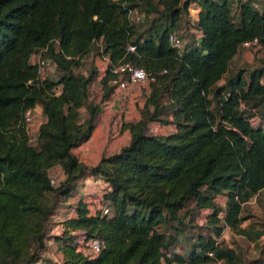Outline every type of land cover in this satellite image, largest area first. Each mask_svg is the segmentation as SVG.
Segmentation results:
<instances>
[{"label":"trees","instance_id":"obj_1","mask_svg":"<svg viewBox=\"0 0 264 264\" xmlns=\"http://www.w3.org/2000/svg\"><path fill=\"white\" fill-rule=\"evenodd\" d=\"M121 3L0 0V264L42 259L38 250L56 209L45 198H68L86 172L106 182L101 203L111 214L91 211L80 196L73 214L59 220L52 237L60 257L48 264H238L233 248L215 242L222 229L216 211L209 218L210 236H198L184 253L171 246L185 225L180 210L188 200L213 207L212 198L223 194V219L233 226L240 202L264 188V54L257 65L226 75L243 40L256 37L264 49V6L239 1L234 21L228 0H124L145 16L157 12L153 20L163 24L136 32ZM192 3L198 36L178 54L167 35ZM128 43L134 50L125 49ZM93 46L108 56L107 65L130 61L152 79L138 118L121 120L127 143L87 166L72 149L91 135L112 93L110 81L118 76L107 65L102 72L92 65L85 73L77 70ZM37 52L53 60L57 76L40 77L32 60ZM97 76L101 91L94 103L88 85ZM36 104L44 119L32 144L25 111ZM81 107L87 113L82 119ZM165 113L168 119L161 117ZM151 122L172 123L173 130L147 132ZM55 165L64 177L54 185L49 168ZM91 237L101 241L94 257L78 249Z\"/></svg>","mask_w":264,"mask_h":264},{"label":"rangeland","instance_id":"obj_2","mask_svg":"<svg viewBox=\"0 0 264 264\" xmlns=\"http://www.w3.org/2000/svg\"><path fill=\"white\" fill-rule=\"evenodd\" d=\"M243 0H228L231 18L236 21L239 12L238 2ZM252 1V0H250ZM257 8L264 6V0H254ZM191 5L189 8H193ZM140 19L133 23L137 31H144L149 24H155L156 28H160L163 24H158L159 20H153V17L158 16L157 12L146 14L143 9L140 10ZM161 22V21H159ZM191 29V31H189ZM175 34L183 38L184 43H190L197 38L198 31L195 29L194 22L190 10L182 13L176 20L175 25L171 29ZM90 54L83 56L82 64L77 68L78 71L85 73L92 65L99 72H102L104 62L102 56L97 51V46L92 47ZM264 54L263 48H247L239 49L237 54L230 60L226 75H230L239 67L254 66L259 63L260 57ZM39 58L45 59V63L39 67L40 77H55L59 74V69L55 66L53 60L37 52L32 56V60L36 61ZM99 76V75H98ZM98 76L95 77L88 85V100L97 102L100 97V83ZM223 84V78L217 82ZM114 96H109L102 104L100 113L95 116L94 124L97 127L96 131L92 132V136L86 144H82L74 149L77 158L85 161H93L94 155L109 154L118 149L120 145L125 143V133L120 132L121 120H136L138 118V108L142 105L144 96L147 92V82L128 84L124 89H115ZM165 98L162 99V101ZM252 105V102H249ZM256 110V106L254 107ZM80 119L84 118L87 113L83 107L79 109ZM29 119L27 120V132L30 136V142L33 144L37 127L44 119L39 104H36L29 110ZM162 118L168 119V115L162 114ZM122 118V119H121ZM172 124V123H171ZM172 125L170 123L161 124L159 122H151L147 132L155 134H164L170 131ZM89 154V155H88ZM101 184L97 183L96 178L86 174L76 190L72 192L69 198L62 200L60 196L48 194L46 202L49 204L56 203L58 205L65 204L68 207H73L79 196H82L85 201L89 202L94 199V195L101 190ZM68 200V201H67ZM213 207H196L192 199L188 200L185 206L180 210L185 213L182 230L177 234V239L171 246V250L179 253H184L189 245L196 242L198 236H210L212 233L208 228L209 218L213 211H216L218 224L222 225L220 234L215 236V242L218 245L228 246L233 248L238 257V264H264V188L251 194L245 201L240 202L237 222L230 226L224 222V215L227 208L226 197L223 194H216L212 198ZM106 205V204H105ZM107 206V205H106ZM108 207V206H107ZM109 208V207H108ZM110 209V208H109ZM111 210V209H110ZM55 213V212H54ZM59 217L56 214L50 216L51 223L47 226L44 237H42V247L39 251V256L42 259L36 261L35 264H48L47 259L58 260V251L53 234H58L60 230ZM168 232V231H167ZM173 234L172 231H170ZM33 247V244L32 246ZM196 248V247H194ZM198 248H196L197 250ZM171 264H181L172 262ZM183 264V263H182ZM205 264H226L222 259L207 262Z\"/></svg>","mask_w":264,"mask_h":264},{"label":"built area","instance_id":"obj_3","mask_svg":"<svg viewBox=\"0 0 264 264\" xmlns=\"http://www.w3.org/2000/svg\"><path fill=\"white\" fill-rule=\"evenodd\" d=\"M121 4L123 7H125V16L128 24H133L140 19L141 11L137 7L126 6L124 4V0H122ZM190 12L192 15V21L194 22V14H193L194 12L193 10ZM167 39L169 45L179 54L184 45L183 38L173 32H169V34L167 35ZM258 47H259L258 40L256 39V37H253L251 39L243 40L238 46V51L239 49L258 48ZM134 48H135V44L128 43L125 49L128 51H132L134 50ZM102 60L104 62V67L102 71H104L106 69V65L108 64V56L102 55ZM34 62H36L39 68L45 63V59L39 58ZM107 71L118 74L117 77L111 79L110 81L113 84V90L109 96H114L116 91L115 89L117 90L124 89L129 83L132 84L143 83V82H147L148 79H152V77H148L147 72L142 67L135 66L130 61H121L115 64L107 65ZM53 90L56 93L58 91V86L54 87ZM239 108H244V104L240 103ZM29 110L30 109L25 111L26 120L29 119L28 116ZM105 186H106V182L104 184V187ZM104 187H102L101 190L93 196L94 199L90 200L89 202L85 201L82 196L81 197L83 198L84 202L87 203V206L91 211L97 208L100 209L102 214L110 215L111 210L105 205V202L101 203V198H102L101 195ZM100 248H101V241L96 237H91L85 241H82V243L79 244L78 246V249L88 257L96 256ZM207 253L210 254V252Z\"/></svg>","mask_w":264,"mask_h":264},{"label":"crops","instance_id":"obj_4","mask_svg":"<svg viewBox=\"0 0 264 264\" xmlns=\"http://www.w3.org/2000/svg\"><path fill=\"white\" fill-rule=\"evenodd\" d=\"M191 5H193L192 7L193 8H189V10L190 11H192L193 10V12H196L197 11V6L195 5V3H192ZM194 14V13H193ZM189 31H191V29H189ZM197 36H198V34H197ZM196 36V37H197ZM131 84V83H130ZM100 113V111L97 113V115ZM124 121H128V120H124ZM170 125H172V128H171V130H173V124H171L170 123ZM149 126V125H148ZM96 126H95V124H94V126H93V129H92V132H94V131H96ZM148 129V128H147ZM170 130V131H171ZM92 132H91V135L90 136H92ZM120 132H122V133H125V136H126V141H125V143H127V141H128V139H129V135H128V131L127 130H123V131H120ZM90 136H89V138H90ZM88 138V139H89ZM88 139L86 140V141H84L83 143H81L80 145H78V146H76V147H74L73 149H72V151H73V153H74V149L75 148H78L79 146H81L82 144H86L87 142H88ZM125 143H123V144H125ZM99 154H100V152H98ZM75 154V153H74ZM99 154H97V155H94L95 156V159L93 160V161H90V162H88V161H85V160H82V159H79L81 162H83L85 165H87V166H90V165H93V164H95L96 162H97V160L99 159ZM76 155V154H75ZM89 155V154H88ZM86 174H89V175H91V176H93V177H95L96 178V181H97V183L99 184H101V186L102 187H104V184H105V181H103L101 178H99L98 176H94V175H92V174H90V173H88V172H86V173H84L81 177H79L77 180H76V182H75V186H74V189L72 190V192L73 191H75L76 190V187H77V185L80 183V180H81V178L84 176V175H86ZM49 177H50V180H51V182L55 185V184H57V183H59V181L64 177V174H63V172L61 171V169L58 167V166H52L51 168H49ZM72 192H71V194H72ZM71 196V195H70ZM69 196V197H70ZM68 197V198H69ZM80 197V196H79ZM78 197V198H79ZM68 201V200H67ZM67 203V202H66ZM66 203H65V205H66ZM65 205H62V206H58V208H56L55 209V213H53V214H56V215H58V216H61V217H59V220H62L63 218H65V217H68V216H70V215H72L73 214V209H72V207H68V208H66V207H64ZM175 251V250H174ZM177 252V251H176ZM179 253V252H178ZM59 253H58V259H59ZM36 263V262H35ZM171 264V263H170Z\"/></svg>","mask_w":264,"mask_h":264}]
</instances>
